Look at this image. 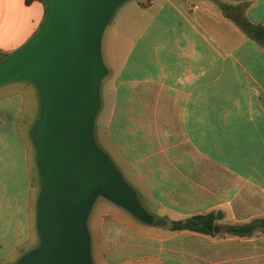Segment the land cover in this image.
I'll return each mask as SVG.
<instances>
[{"label": "crops", "instance_id": "crops-1", "mask_svg": "<svg viewBox=\"0 0 264 264\" xmlns=\"http://www.w3.org/2000/svg\"><path fill=\"white\" fill-rule=\"evenodd\" d=\"M129 3L102 38L108 74L95 136L152 215L208 214L211 228L171 230L122 214L129 235L102 241L104 263L264 264V0ZM46 12L43 0H0V52L29 41ZM40 105L33 82L0 84V264L39 239L30 131ZM110 221L115 235L121 222Z\"/></svg>", "mask_w": 264, "mask_h": 264}, {"label": "water", "instance_id": "water-1", "mask_svg": "<svg viewBox=\"0 0 264 264\" xmlns=\"http://www.w3.org/2000/svg\"><path fill=\"white\" fill-rule=\"evenodd\" d=\"M125 1L45 0L38 32L0 61V84L29 79L41 102L30 131L41 179L39 244L11 264H93L88 218L99 197L140 222L157 223L94 137L100 85L108 74L102 38Z\"/></svg>", "mask_w": 264, "mask_h": 264}, {"label": "rangeland", "instance_id": "rangeland-1", "mask_svg": "<svg viewBox=\"0 0 264 264\" xmlns=\"http://www.w3.org/2000/svg\"><path fill=\"white\" fill-rule=\"evenodd\" d=\"M133 1H128V3H125L126 2L125 1L124 3H122L114 11V13L112 14V16H111V18H110V20H109V22H108V24H107V26L105 28L106 29V33L108 32L107 29L109 30V28H110V30H111V27L113 26V22L115 20L118 19L117 22H120V19H121L120 16L123 13L126 12V10L129 7V4H132V3H129V2H133ZM124 4H127V5H124ZM102 55H103V50H102ZM103 59H104V57H103ZM104 62H105V60H104ZM100 91H101V89H100ZM94 137H95V141L98 144V146L105 152V150L102 148L100 142L97 140V138L95 136V132H94ZM120 171H121L123 177L125 178L124 173L122 172V170H120ZM38 174H39V170L37 168V175ZM125 180L130 184V182L126 178H125ZM40 187H41V179L39 177V179H38V193H39ZM107 207H110L113 210H118V211L117 212L116 211H108ZM146 209L148 210V208H146ZM122 214H125L126 216H129L130 218L134 219L133 216H131L127 211H125L124 209L114 205L113 203H111L110 201L106 200L105 198L99 197V198L96 199V201H95V203L93 205V208H92V210L90 212L89 218H88V226H89V230H90V234H91V242H92L93 264H105L104 263L105 262V260H104L105 258H104V254H103V246L101 245L103 240H104V244H106V246L108 248V240L109 239H114V240L118 239V240L121 241V240H124L125 236L127 237L129 235V233H127L128 231L126 232L124 229L126 227H129L128 230H130V224L128 222V219H125L124 215H122ZM113 219H119V222H121L120 223L121 227H118V229L114 230V232H116L115 235L110 234L109 231L107 230V227H108V225L110 223H112V222L116 223V221H110V220H113ZM134 220H135L134 222L137 221L136 219H134ZM137 223L141 224V222H139V221H137ZM143 224H145V223H143ZM115 226H116V224H115ZM102 228H104V229L101 230ZM35 243L36 244L31 249L35 248L39 244V239L36 240ZM144 263L150 264L151 261H149V260L148 261H144ZM124 264H126V263H124ZM127 264H134V262H129Z\"/></svg>", "mask_w": 264, "mask_h": 264}, {"label": "trees", "instance_id": "trees-1", "mask_svg": "<svg viewBox=\"0 0 264 264\" xmlns=\"http://www.w3.org/2000/svg\"><path fill=\"white\" fill-rule=\"evenodd\" d=\"M30 1L32 0H25L26 3H29ZM43 1L45 2V0ZM220 7L225 13L228 14V7H229L228 5L220 4ZM233 19L236 22V24L246 33H250L252 31L251 24L248 21H246L244 18L239 16H233ZM7 55L8 53L0 52V61L4 59ZM25 80H29V79H25ZM156 219H157L156 225L166 226L171 230L190 229L199 232H208L211 228L210 220H208V214L193 216L185 220H176V221H170L164 217H156Z\"/></svg>", "mask_w": 264, "mask_h": 264}]
</instances>
